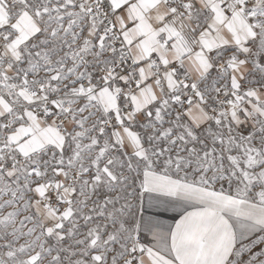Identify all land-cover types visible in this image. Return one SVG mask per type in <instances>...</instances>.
<instances>
[{
    "label": "snow or ice",
    "instance_id": "snow-or-ice-1",
    "mask_svg": "<svg viewBox=\"0 0 264 264\" xmlns=\"http://www.w3.org/2000/svg\"><path fill=\"white\" fill-rule=\"evenodd\" d=\"M0 264H264V0H0Z\"/></svg>",
    "mask_w": 264,
    "mask_h": 264
}]
</instances>
